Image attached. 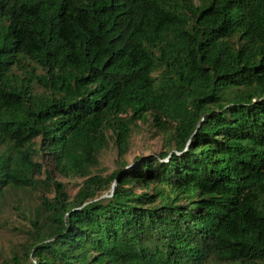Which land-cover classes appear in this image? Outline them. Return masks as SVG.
<instances>
[{"label": "trees", "instance_id": "1", "mask_svg": "<svg viewBox=\"0 0 264 264\" xmlns=\"http://www.w3.org/2000/svg\"><path fill=\"white\" fill-rule=\"evenodd\" d=\"M141 124L162 150L129 163ZM19 192L0 264H264V0H0Z\"/></svg>", "mask_w": 264, "mask_h": 264}, {"label": "rangeland", "instance_id": "2", "mask_svg": "<svg viewBox=\"0 0 264 264\" xmlns=\"http://www.w3.org/2000/svg\"><path fill=\"white\" fill-rule=\"evenodd\" d=\"M162 143L161 135L156 134L151 126L141 124L140 129L132 137L130 149L125 158L129 163H132L138 156L158 154L162 150ZM117 157V149L111 148L102 155L101 165L106 167L107 171L112 170L115 168ZM51 169H53V165H51ZM54 175L63 182L69 181L58 173H54ZM68 190L72 194L77 190L73 181L68 184ZM30 199H33L31 194L19 192L12 196L0 210V252L8 250L12 243L19 240L20 237L15 230L13 231V228L25 225L27 222L17 212L16 206L23 207Z\"/></svg>", "mask_w": 264, "mask_h": 264}, {"label": "water", "instance_id": "3", "mask_svg": "<svg viewBox=\"0 0 264 264\" xmlns=\"http://www.w3.org/2000/svg\"><path fill=\"white\" fill-rule=\"evenodd\" d=\"M114 187H115V185H113V187H112V189H111L112 192H114Z\"/></svg>", "mask_w": 264, "mask_h": 264}]
</instances>
